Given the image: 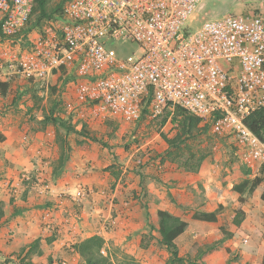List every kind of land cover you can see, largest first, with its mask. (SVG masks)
<instances>
[{
	"label": "built area",
	"instance_id": "1",
	"mask_svg": "<svg viewBox=\"0 0 264 264\" xmlns=\"http://www.w3.org/2000/svg\"><path fill=\"white\" fill-rule=\"evenodd\" d=\"M200 2L67 0L61 16L30 38L24 30L34 0H0V41L26 38L20 55L0 46V82L18 77L47 91L54 73L70 72L79 106L131 125L145 105L149 118L179 106L259 168L264 143L244 121L264 111V14H227L190 33L183 26ZM127 43L140 48L139 57L116 54L115 44ZM70 100L62 104L66 113L76 110ZM20 182L42 192L50 186L44 169L21 174ZM114 224L108 219L105 227Z\"/></svg>",
	"mask_w": 264,
	"mask_h": 264
},
{
	"label": "crops",
	"instance_id": "2",
	"mask_svg": "<svg viewBox=\"0 0 264 264\" xmlns=\"http://www.w3.org/2000/svg\"><path fill=\"white\" fill-rule=\"evenodd\" d=\"M64 74L55 73L49 80L51 91L56 84L61 90L54 96L49 89L43 91L31 80L18 77L5 81L7 92L0 95V200L4 212L1 262L83 264L72 245L93 235L104 240L105 249L126 243L136 246L146 234L154 235L158 243V210L188 223L176 240L177 246L183 236L194 242V231L201 236L212 229L213 223L186 219L180 207L215 211L221 206L226 212L231 208L228 231L232 237L222 243L264 251V202L260 201L264 180L251 195L243 196L241 204L239 194L233 191L232 176H225L227 182L223 184L217 165H204L197 175H190L175 171L158 155L146 159L142 146H122L129 137L124 129L106 133L102 123L110 119L116 122L115 127L122 128L131 124L107 114L93 115L79 106L69 84L61 86L55 81ZM67 100L76 105L72 113L63 108ZM58 103L61 106L56 107ZM51 109L55 110L54 117L71 124L74 131L46 121ZM85 123L98 131H87ZM82 128L86 135L80 134ZM38 169L46 172L50 183L47 191L42 192L38 186L25 188L20 182L21 174L33 175ZM144 181L151 205L136 196L129 197L142 190ZM224 209L218 221L226 215ZM238 209L244 212V220L235 227L232 219ZM108 219L115 222L112 230L105 227ZM218 238L222 240L223 236ZM34 241L36 245H32Z\"/></svg>",
	"mask_w": 264,
	"mask_h": 264
},
{
	"label": "rangeland",
	"instance_id": "3",
	"mask_svg": "<svg viewBox=\"0 0 264 264\" xmlns=\"http://www.w3.org/2000/svg\"><path fill=\"white\" fill-rule=\"evenodd\" d=\"M62 1L63 0H49L47 6L48 13H51L52 9ZM248 12H260L264 14V0H201L193 14L185 22L183 28L193 33L206 21L217 19L227 14ZM53 20H55V18H53L52 21ZM49 23V20L44 21L42 29L49 26ZM42 29H32L29 32L30 38H35ZM25 40L26 38H16L15 41L3 39L0 41V46L5 49L13 50L14 53L20 55L23 51L22 45L26 43ZM115 48L116 54L119 56L121 54L124 58L132 57V59H136L141 54L140 48L133 43H127L125 45L115 44ZM72 77L73 75L65 73L62 77H55V81L63 86L70 83L73 79ZM15 79L17 78H14V80ZM56 86L57 84L54 85L55 91H51L49 88V94L51 93L54 96L61 92L60 88L58 89ZM62 92H65V90ZM163 115L164 110H162L156 118H149L148 114H146V116L141 117L137 123L127 125L124 128L119 126L115 127L116 122L114 123L110 119L105 120L102 124L105 126L106 133L113 134L118 132L117 130L124 129L125 135H129V137H125L122 146L127 145L128 148L142 146L143 149H145L142 153H145V155L147 154L146 159L156 158L158 155L161 157L160 160L172 165L175 171L197 175L202 166L217 165L220 169L218 176L221 177L222 175L221 181L223 184L227 182L224 179L225 176L231 175L233 178V185L241 183L244 179L252 180L253 177L259 175L260 167L251 168L245 165L235 151L231 139L213 134L210 127H207L205 131L200 132L195 138L186 141L180 147L168 149L160 135L163 134L168 138H173L176 134V128L175 124L171 123L169 120L164 125H161L160 121ZM85 126H87L84 127L87 131H92L94 133L98 131L91 129V126L86 123ZM203 126L204 123H200L199 127ZM139 153H141V151ZM202 156L205 158L195 171L196 165ZM148 162H151V160H148ZM227 166L229 167V172L223 170ZM146 186L147 184L144 181L141 187L142 190L140 192L137 191L135 195H129V197L136 196L139 201L141 199L143 202H149L151 205V197L148 196V189ZM244 195L248 196L251 194L245 193L242 197ZM260 201L263 202L261 199ZM223 209L224 208L221 206H218L216 209L218 215L223 212ZM227 210L226 212L224 209L226 215L221 216V219L217 223H213L212 229L205 231L201 236H199V234L197 236V232L194 231L193 235H195L194 237L196 238L194 242H190V240L184 236L181 237L178 241V248L181 255L189 257L194 264H264V251H251L239 246L231 248L223 243L215 244L221 240L218 238V235L223 236L219 228L222 226L227 231L230 228L231 221L229 215L232 214V210L231 208ZM180 211L186 219L192 220L193 214L198 210H196L195 207H180ZM154 240V235L146 234L136 246H133V243H126L119 246L110 245V248H106V252L114 264H127L130 262L136 264H164L169 253L163 246ZM208 246H214V248L201 254L199 258H196L200 251H205ZM16 263L17 262L12 261L8 262V264Z\"/></svg>",
	"mask_w": 264,
	"mask_h": 264
},
{
	"label": "trees",
	"instance_id": "4",
	"mask_svg": "<svg viewBox=\"0 0 264 264\" xmlns=\"http://www.w3.org/2000/svg\"><path fill=\"white\" fill-rule=\"evenodd\" d=\"M67 0H63L61 3L56 5L51 13H48L47 6L49 0H34V8L29 18V22L24 32L29 33L32 29H42L44 21L49 20L50 25H52L57 18L61 16L62 6ZM246 14V13H243ZM55 20L52 21V19ZM55 74V73H54ZM8 83L5 81L0 82V95L4 96L7 92ZM147 103L149 99L146 100ZM146 103V104H147ZM61 106L59 103L56 104V107ZM164 115L160 121L161 125H164L168 120L175 124L176 134L173 138H168L165 135L161 134V138L164 143L167 145V148H178L183 145L186 141L195 138L200 132L206 130L207 127H210L209 123H204L203 127L200 126V119L189 114L183 108L175 106L173 108L166 106L163 108ZM54 109H51L49 115L45 117L46 121H50L53 124H59L66 131H74V127L67 123L65 120L54 117ZM148 113L146 105L144 106L142 117H145ZM247 128L256 135L264 143V111L258 110L250 114L244 121ZM80 134H87L86 131L82 128ZM93 140H96L93 138ZM205 157L202 156L195 168V171L199 168L200 163ZM63 157H61L62 161ZM260 175L254 177L252 180H243L241 183L233 186V191L239 194V203L244 202L242 197L245 193H252L257 186H259L264 180V164L260 167ZM261 200L264 202V192L261 195ZM4 216L3 212V203L0 200V224ZM156 217L158 219L157 223V232L159 235L158 243L163 246L169 253L168 257L164 261V264H194L189 257L181 256L179 254L178 246L176 245V240L181 236L186 228L188 223L182 220L180 217L168 213L167 211L158 210L156 212ZM193 220L200 222L208 223H217L218 222V212L215 211H197L192 216ZM244 220V212L240 209L235 211V216L232 219V224L235 227H239L241 222ZM152 230V227H151ZM219 230L223 234L222 240L218 241L215 244L222 243L224 240H227L232 237V233L227 231L224 227H220ZM37 241H34L32 245H36ZM72 248L76 254L79 255L83 264H114L112 259L106 252L104 240L98 236L93 235L89 238L83 239L76 242L72 245ZM214 246L206 247L205 251H200L199 255L196 258H199L201 254L212 250ZM105 251V254H102V251ZM8 260L1 262L0 264H8ZM18 264H24L20 262ZM27 264V263H25ZM127 264H136V263H127Z\"/></svg>",
	"mask_w": 264,
	"mask_h": 264
}]
</instances>
